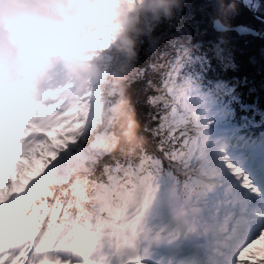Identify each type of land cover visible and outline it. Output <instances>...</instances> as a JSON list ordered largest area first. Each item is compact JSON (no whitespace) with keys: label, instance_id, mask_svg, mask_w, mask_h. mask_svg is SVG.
Returning <instances> with one entry per match:
<instances>
[{"label":"snow or ice","instance_id":"6c2138e0","mask_svg":"<svg viewBox=\"0 0 264 264\" xmlns=\"http://www.w3.org/2000/svg\"><path fill=\"white\" fill-rule=\"evenodd\" d=\"M164 40L127 82L149 141L142 151L90 146L87 95L48 105L22 146H5L0 264H264L255 247L264 240V114L235 107L200 57L161 51ZM57 126L72 130L53 145ZM35 144L47 147L33 153ZM80 176L90 192L81 194Z\"/></svg>","mask_w":264,"mask_h":264},{"label":"clouds","instance_id":"9594fccd","mask_svg":"<svg viewBox=\"0 0 264 264\" xmlns=\"http://www.w3.org/2000/svg\"><path fill=\"white\" fill-rule=\"evenodd\" d=\"M186 0H0V163L56 101L87 95L85 139L96 151L135 155L148 144L127 90L141 46L178 20ZM235 4L221 3V12ZM106 34L101 41L100 35ZM81 194L92 182L80 176Z\"/></svg>","mask_w":264,"mask_h":264},{"label":"trees","instance_id":"16d2710c","mask_svg":"<svg viewBox=\"0 0 264 264\" xmlns=\"http://www.w3.org/2000/svg\"><path fill=\"white\" fill-rule=\"evenodd\" d=\"M254 2L257 6L253 8L264 15V0ZM221 3H234L235 7L222 13ZM216 18L227 26L257 27L260 35H240L234 30L218 31L213 25ZM162 35L165 40L161 44V51L174 52L176 47L188 48L193 56L201 58L208 77L226 86L235 107L257 119L264 114V21L247 4L240 0H186L177 21L162 24L156 29V37ZM151 47L152 41H146L141 46L139 58L144 59ZM194 66L201 67L199 62ZM71 130L63 127L50 133L53 145L59 143L58 134ZM45 147H35L32 152ZM21 163L27 164L28 161L21 160ZM34 163L38 164V161L34 160Z\"/></svg>","mask_w":264,"mask_h":264},{"label":"water","instance_id":"95a60500","mask_svg":"<svg viewBox=\"0 0 264 264\" xmlns=\"http://www.w3.org/2000/svg\"><path fill=\"white\" fill-rule=\"evenodd\" d=\"M243 4H245L246 0H240ZM254 2V0H252ZM255 15H257L261 20L264 21V15L259 13L257 9H254L253 6H247ZM214 28L218 31L225 30H234L238 32L240 35H250V36H259V28L252 27L249 25H235V26H227L225 25L219 18L214 19L213 21Z\"/></svg>","mask_w":264,"mask_h":264},{"label":"rangeland","instance_id":"374dc122","mask_svg":"<svg viewBox=\"0 0 264 264\" xmlns=\"http://www.w3.org/2000/svg\"><path fill=\"white\" fill-rule=\"evenodd\" d=\"M245 4H250L251 6L253 7H256V2H253L252 0H246ZM249 6V5H248ZM64 126H57V127H54L52 128L50 131H49V134L50 133H53V132H56V131H59V130H62ZM18 142L21 143L22 142V138H18ZM38 146H41V144H35L31 147L30 151H33V149L35 147H38ZM15 172H16V165L14 162L10 163L9 164V173L11 175H13V177H15ZM256 248H264V240L262 241H258L257 242V245L255 246Z\"/></svg>","mask_w":264,"mask_h":264}]
</instances>
